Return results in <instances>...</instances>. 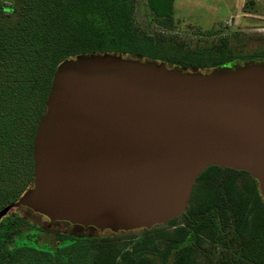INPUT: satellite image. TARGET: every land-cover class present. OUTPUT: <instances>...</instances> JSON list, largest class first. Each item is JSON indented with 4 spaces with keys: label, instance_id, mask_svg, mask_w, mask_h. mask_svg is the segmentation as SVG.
Wrapping results in <instances>:
<instances>
[{
    "label": "water",
    "instance_id": "water-1",
    "mask_svg": "<svg viewBox=\"0 0 264 264\" xmlns=\"http://www.w3.org/2000/svg\"><path fill=\"white\" fill-rule=\"evenodd\" d=\"M20 208L100 233L182 217L211 167L248 174L264 204V61L208 73L113 54H82L53 73Z\"/></svg>",
    "mask_w": 264,
    "mask_h": 264
},
{
    "label": "trees",
    "instance_id": "trees-1",
    "mask_svg": "<svg viewBox=\"0 0 264 264\" xmlns=\"http://www.w3.org/2000/svg\"><path fill=\"white\" fill-rule=\"evenodd\" d=\"M146 1L155 19L164 23L171 20L173 0ZM129 2L130 0H31L25 6L26 11L20 14L16 27L7 28L0 23V182L9 181L13 176L11 158L5 156L12 136L13 120V111L8 105L17 103L18 108L30 90V84L23 82V78L13 77L17 70H23L28 81L36 71V64L51 63L48 84L42 89L45 94L37 107L38 118L28 140L25 156V169L28 171L26 187L32 185L31 148L35 128L45 112L44 103L53 73L62 61L82 54H113L133 60L164 63L167 68H177L181 72H210L203 70L208 67L207 64H184L183 67L175 65L170 60L171 57L166 55L165 47L159 46L161 42L168 40L167 36L159 34L150 37L131 26L133 6ZM0 10L4 14L14 11L13 8L3 6ZM231 63L225 62L217 66L213 64L210 69ZM12 92H18L21 98L16 99ZM222 171L224 170L211 167L200 175L197 182L211 184ZM226 171L235 175L245 174L251 179L243 172ZM251 180L254 187L248 194L237 190L233 181L222 189L211 184L209 196L204 203H197L196 197L190 201L186 213L180 217L185 220L182 225L177 224L178 218L168 225L151 230L113 234L100 233L94 228L84 229L68 223L61 224L97 233L105 236L104 240L119 235L133 238L143 235L131 248L102 245L89 264H201L199 257L202 255L207 258V264H211L213 259L209 253L204 252V247L206 244L215 245L216 242L225 247L237 246L238 252L232 259L233 264H264V204L257 183ZM26 190L23 188L18 191L12 199L0 206V210L15 202ZM224 208L228 209L233 222V233L228 240L218 241L216 237L221 232L219 223H224L221 213ZM25 224H28L25 218L15 216H6L0 222V264H84L82 251L76 246H81L86 238L64 235L66 244L56 245L51 251L33 244L34 237L31 238L21 230V226ZM163 227L164 230L161 229ZM41 229L36 227L35 230ZM157 230L156 237H153L151 233ZM163 238L166 240L163 241ZM8 245L13 246L14 250L7 252Z\"/></svg>",
    "mask_w": 264,
    "mask_h": 264
},
{
    "label": "rangeland",
    "instance_id": "rangeland-1",
    "mask_svg": "<svg viewBox=\"0 0 264 264\" xmlns=\"http://www.w3.org/2000/svg\"><path fill=\"white\" fill-rule=\"evenodd\" d=\"M28 2L31 0H0V7L14 9L10 14L0 12V23L7 28L16 27L20 14L24 12ZM129 3L133 6L130 17L131 26L150 37L159 34L167 36L168 40L164 41L165 43L158 44L161 48L165 47L166 55H169L170 60L177 66L207 64L208 67L203 70L211 71L210 65L213 64L217 66L225 62L239 63L250 59L264 61V0H173L171 20L165 23L154 18L146 0H130ZM16 32L18 33L17 30ZM50 67L51 63L36 64V71L28 81L23 70L20 72L17 70L13 74V77L23 78V82L30 84V90L29 95L23 98L18 108L16 107L17 103L8 105L13 111V120L11 124L12 136L5 156L11 158L13 176L9 181L0 182V206L12 199L18 191L23 188L26 190L32 186L28 184L29 186L26 187L28 171L25 169L27 166L25 156L27 155L29 137L38 118L37 107L45 94L42 89L48 84ZM11 94H14L16 99L21 98L18 92ZM230 181L234 182L237 190L246 194L253 191L254 183L247 175H235L226 170L213 179L211 184L222 189ZM211 184L197 182L191 200L196 197L197 203H204L209 196ZM221 213L224 223L223 225L219 223L221 232L216 237L218 241L228 240L233 233V222L228 209L224 208ZM8 216L25 218L28 224L21 226L22 232L32 236L31 238L34 237L33 244L36 246L51 251L56 245L66 244L64 235L86 238L81 246H76L80 252L82 251L84 264H89L104 244L118 248H131L137 240L143 237V235H138L135 238L119 235L104 240L105 236L102 237L94 232H85L61 223L54 224L48 229L47 219L35 216L25 208L13 210ZM184 223L183 218L177 220L178 225ZM36 227H41V231H36ZM158 231H153L152 236L156 237ZM165 240L166 238H163V241ZM204 249V252L209 253L213 259L211 264H233L232 259L238 252L237 246L225 247L218 242L215 245L206 244ZM6 250L11 252L14 247L8 245ZM206 259L203 255L199 257L201 264H207Z\"/></svg>",
    "mask_w": 264,
    "mask_h": 264
},
{
    "label": "flooded vegetation",
    "instance_id": "flooded-vegetation-1",
    "mask_svg": "<svg viewBox=\"0 0 264 264\" xmlns=\"http://www.w3.org/2000/svg\"><path fill=\"white\" fill-rule=\"evenodd\" d=\"M54 224H55V223H54ZM54 224H53V225H54Z\"/></svg>",
    "mask_w": 264,
    "mask_h": 264
}]
</instances>
